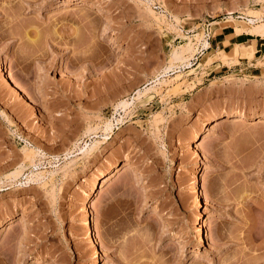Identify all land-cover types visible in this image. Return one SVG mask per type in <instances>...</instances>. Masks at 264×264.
<instances>
[{"label":"rangeland","instance_id":"1","mask_svg":"<svg viewBox=\"0 0 264 264\" xmlns=\"http://www.w3.org/2000/svg\"><path fill=\"white\" fill-rule=\"evenodd\" d=\"M261 24L264 0H0V264H264V70L236 65Z\"/></svg>","mask_w":264,"mask_h":264},{"label":"bare ground","instance_id":"2","mask_svg":"<svg viewBox=\"0 0 264 264\" xmlns=\"http://www.w3.org/2000/svg\"><path fill=\"white\" fill-rule=\"evenodd\" d=\"M95 2V1H94ZM102 4V3H101ZM93 5V4H92ZM98 6V5H97ZM97 8V7H96ZM107 8V7H106ZM105 8V9H106ZM101 10V9H100ZM249 21V20H248ZM249 23H251V21H249ZM264 29V24H261V25H259V26H255V27H252L251 29H249L248 31L249 32H251V33H259L260 31H262ZM264 33V32H263ZM259 34H261V33H259ZM202 40V39H201ZM192 40H190V42L188 43V45L186 44V46H188V47H186L185 49H184V47H183V49H181L180 50V48H179V50H180V52H177L178 53V56H179V58H178V56H175V54L173 55V58L172 59H174L175 57H177L178 59H180V57H183V54L185 53V52H189V54H191V53H193V52H191V50L193 49V50H195L194 49V47L192 48V42H191ZM199 42H200V40H199ZM194 43V42H193ZM194 46V45H193ZM180 47V46H179ZM182 48V47H181ZM182 51V52H181ZM175 53V52H174ZM177 53H176V55H177ZM192 55V54H191ZM189 56V55H188ZM185 57V58H184ZM183 57V61L184 60H188V59H186V57H187V55L186 56H184ZM191 57V56H190ZM177 58H175V60L177 59ZM177 59V60H178ZM174 60V61H175ZM176 60V61H177ZM180 61H182V59L180 60ZM13 83V82H12ZM16 87V86H15ZM140 94V96H141V93H139ZM239 116V118L240 119H233V121L234 122H240V121H243L244 119L243 118H245L246 117V113H244V111L243 112H240V114L238 115ZM231 122H233L232 120H230ZM229 121V122H230ZM259 122H261L262 124L264 123V119H263V121H259ZM112 122H108L107 123V128L108 129H112V124H111ZM241 123V122H240ZM214 126V125H213ZM211 127V126H210ZM210 129V128H209ZM197 138H198V133H196V135L194 136V140H197ZM200 142V141H199ZM194 146V145H193ZM200 147V144H198L197 146H196V148L198 149ZM195 151H196V149H195ZM135 164V163H134ZM136 166V165H135ZM130 167H132V163L131 162H127L124 166H123V168L121 169V171H123V173H125V172H127L129 169H130ZM105 178V177H104ZM103 178V179H104ZM102 179V180H103ZM107 179V178H106ZM105 181V180H104ZM104 181H103V183H104ZM102 183V182H101ZM102 185V184H101ZM199 185V184H198ZM94 189H95V186H94V184L91 186V190H90V194L91 193H94ZM202 191H204V190H202ZM92 209V208H91ZM91 211V210H90ZM160 214H162V213H160ZM163 216H164V214H163ZM92 219V218H91ZM96 225V223L94 222V218H93V220H90V218H89V220L86 222V227H87V232H88V236L94 241V243L96 242V243H102V242H100V241H98V239H96V237H95V231L96 230H94V226ZM206 233V232H205ZM210 237V236H209ZM202 241V240H201ZM103 244V243H102ZM207 244V243H206ZM102 246V245H101ZM103 247V246H102Z\"/></svg>","mask_w":264,"mask_h":264},{"label":"crops","instance_id":"3","mask_svg":"<svg viewBox=\"0 0 264 264\" xmlns=\"http://www.w3.org/2000/svg\"><path fill=\"white\" fill-rule=\"evenodd\" d=\"M226 36L227 35L224 34L222 31H221L220 34L214 35L213 36V41H214L215 45L224 43L225 40L223 41L221 39L225 38ZM257 38H258L257 36H256V38H252V37L251 38H246V39H243L241 41V43H239V44H247L246 47H245L247 56L251 55L250 52L254 53V46H255V53H254V56L252 58V60L253 61L255 60V62L251 61L249 66H245V64L248 63V59L244 58V59H242V60H240L238 62L239 64H236V65H241V64L244 65V67H241L239 69V71H243L245 69H250L251 72L254 73V74H252L253 76H259L258 74L262 73L263 70H264V42L258 43ZM259 39L261 41V39H263V38L259 37ZM253 43H254V46H253ZM210 47H211V44H210ZM248 48H250L251 50L248 51L247 50ZM258 53H262V55L257 56L256 54H258ZM258 59H260V60H258ZM256 60H258L259 62H257ZM224 66L228 67L227 65H224Z\"/></svg>","mask_w":264,"mask_h":264}]
</instances>
